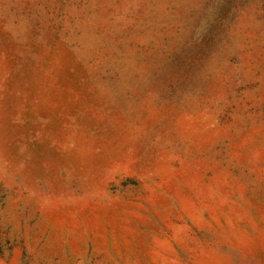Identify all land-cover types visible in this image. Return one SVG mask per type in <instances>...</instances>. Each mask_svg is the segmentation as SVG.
<instances>
[{
    "label": "rangeland",
    "instance_id": "obj_1",
    "mask_svg": "<svg viewBox=\"0 0 264 264\" xmlns=\"http://www.w3.org/2000/svg\"><path fill=\"white\" fill-rule=\"evenodd\" d=\"M0 264H264V0H0Z\"/></svg>",
    "mask_w": 264,
    "mask_h": 264
}]
</instances>
